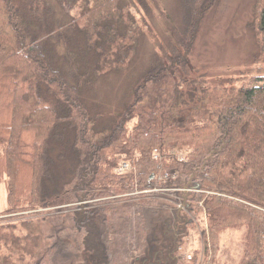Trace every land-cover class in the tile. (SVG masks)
<instances>
[{
	"label": "trees",
	"instance_id": "1",
	"mask_svg": "<svg viewBox=\"0 0 264 264\" xmlns=\"http://www.w3.org/2000/svg\"><path fill=\"white\" fill-rule=\"evenodd\" d=\"M216 2L182 0V43ZM139 4L148 10L142 0H0L2 264H51L73 244L89 264H112L115 253L127 264L128 251L156 233L145 223L157 193L148 191L184 185L183 198L202 203L191 213L207 216L200 264L213 263L207 251L227 228L246 233L237 264H264V67L247 85L202 86L175 47L164 60L153 54L127 104L109 115L92 93L133 64ZM249 27L264 64V0ZM175 172L167 184L157 179ZM82 200L96 209H67ZM62 205L64 214L47 213ZM181 214L167 216L158 237L172 264H196L174 254L180 222L193 224Z\"/></svg>",
	"mask_w": 264,
	"mask_h": 264
},
{
	"label": "rangeland",
	"instance_id": "2",
	"mask_svg": "<svg viewBox=\"0 0 264 264\" xmlns=\"http://www.w3.org/2000/svg\"><path fill=\"white\" fill-rule=\"evenodd\" d=\"M130 1L128 0L129 3ZM216 1L215 6L208 14L197 19L198 23L195 25L190 45L188 41L181 42L185 29L182 0H142L146 9L148 8L147 11L143 12V7L140 4L135 9L132 8V12L135 13L136 20L142 28L141 37L134 53L136 57L134 56V62L126 72L105 76L100 87L92 93L93 99L102 104L99 106L103 111L114 115L123 102L124 107L127 104L128 92L132 83L145 72L153 54L164 60L173 54L175 47L176 51L183 55V61L187 64L191 78L200 82L202 86H242L248 84L246 77H256L258 75L256 68L264 67V64L255 61L258 46L249 27L255 0ZM173 174L174 177L177 176L176 172ZM160 175L158 174L157 178L160 183L167 184L166 178L163 176L161 178ZM184 187L189 186L184 185ZM184 187L174 189L172 186L148 191V193H157H153V199L149 201V208L144 212L145 223L148 230L153 225L156 233L153 230L151 233L147 232L143 248L140 246V250L137 248L128 251L127 264H172V259L166 256L167 251L163 253L165 242L159 240L158 233H162L159 227L168 225L167 216L171 217L172 213L181 212V215L185 219L192 220L193 224L186 228L180 222L178 231L182 234L181 245L178 246V250L174 251V254H177L178 261L201 263L206 255L203 252L205 251L203 230L207 228V216L201 211L200 213H195V211H193L194 214L191 213V209L195 208V203L198 206H202V203L191 201L193 195L185 200L184 193L190 191ZM94 203L82 200L70 204L67 209H73V212H82L85 210L84 208H90L89 206L96 209ZM8 207L6 185L2 178L0 180V217ZM60 208H51L48 209L49 211L46 209V211L55 215L56 213L64 214L67 210L63 209L65 208L63 205ZM96 222H99L97 218ZM205 234L207 236V233ZM70 239H72V235L69 236ZM62 241H59L58 245L66 244ZM245 242L244 229L227 228L218 236L217 251L208 249L209 257L207 259L211 261L213 253L212 264H237ZM75 245H71L69 249L64 248L61 255L52 258L51 264H89L84 258L85 254L79 252V248ZM170 248L173 251L171 243ZM2 254L3 252L0 250V264H2ZM193 257L196 260L192 261ZM123 260L119 254L115 253L111 263L123 264Z\"/></svg>",
	"mask_w": 264,
	"mask_h": 264
}]
</instances>
